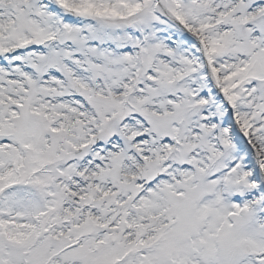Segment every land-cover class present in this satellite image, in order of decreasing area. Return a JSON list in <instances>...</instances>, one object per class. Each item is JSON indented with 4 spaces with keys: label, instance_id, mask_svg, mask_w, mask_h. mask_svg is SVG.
I'll list each match as a JSON object with an SVG mask.
<instances>
[{
    "label": "snow or ice",
    "instance_id": "6c2138e0",
    "mask_svg": "<svg viewBox=\"0 0 264 264\" xmlns=\"http://www.w3.org/2000/svg\"><path fill=\"white\" fill-rule=\"evenodd\" d=\"M0 264H264V0H0Z\"/></svg>",
    "mask_w": 264,
    "mask_h": 264
}]
</instances>
